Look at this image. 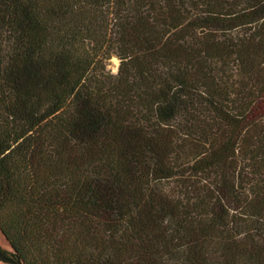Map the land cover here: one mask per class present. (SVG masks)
Here are the masks:
<instances>
[{
    "label": "trees",
    "instance_id": "obj_1",
    "mask_svg": "<svg viewBox=\"0 0 264 264\" xmlns=\"http://www.w3.org/2000/svg\"><path fill=\"white\" fill-rule=\"evenodd\" d=\"M0 234L20 264H264V0H0Z\"/></svg>",
    "mask_w": 264,
    "mask_h": 264
},
{
    "label": "rangeland",
    "instance_id": "obj_2",
    "mask_svg": "<svg viewBox=\"0 0 264 264\" xmlns=\"http://www.w3.org/2000/svg\"><path fill=\"white\" fill-rule=\"evenodd\" d=\"M118 65H119V60L115 56H112L109 60L106 61L105 71H109L110 74L114 75L117 72ZM0 248L1 250L10 251L9 246L7 245L6 241L4 240L1 234H0ZM0 264H10V262L5 261L3 259L0 260Z\"/></svg>",
    "mask_w": 264,
    "mask_h": 264
},
{
    "label": "water",
    "instance_id": "obj_3",
    "mask_svg": "<svg viewBox=\"0 0 264 264\" xmlns=\"http://www.w3.org/2000/svg\"><path fill=\"white\" fill-rule=\"evenodd\" d=\"M9 261V260H8ZM10 262V264H20V263H18V262H11V261H9Z\"/></svg>",
    "mask_w": 264,
    "mask_h": 264
}]
</instances>
